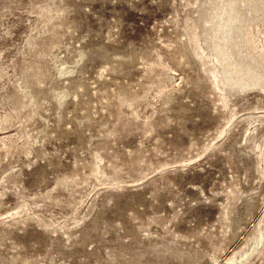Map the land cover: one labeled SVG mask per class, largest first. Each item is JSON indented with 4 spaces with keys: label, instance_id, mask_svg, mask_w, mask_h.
Segmentation results:
<instances>
[{
    "label": "rangeland",
    "instance_id": "obj_1",
    "mask_svg": "<svg viewBox=\"0 0 264 264\" xmlns=\"http://www.w3.org/2000/svg\"><path fill=\"white\" fill-rule=\"evenodd\" d=\"M0 264H264V0H0Z\"/></svg>",
    "mask_w": 264,
    "mask_h": 264
}]
</instances>
